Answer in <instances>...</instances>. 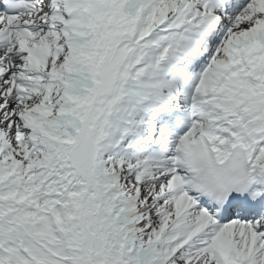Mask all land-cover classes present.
<instances>
[{"label": "snow or ice", "instance_id": "1", "mask_svg": "<svg viewBox=\"0 0 264 264\" xmlns=\"http://www.w3.org/2000/svg\"><path fill=\"white\" fill-rule=\"evenodd\" d=\"M0 264H264V0H0Z\"/></svg>", "mask_w": 264, "mask_h": 264}]
</instances>
